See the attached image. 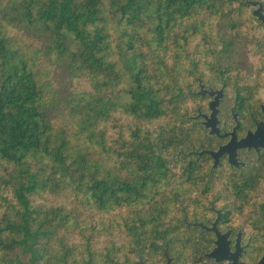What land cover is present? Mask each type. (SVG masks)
Listing matches in <instances>:
<instances>
[{
	"label": "trees",
	"instance_id": "obj_1",
	"mask_svg": "<svg viewBox=\"0 0 264 264\" xmlns=\"http://www.w3.org/2000/svg\"><path fill=\"white\" fill-rule=\"evenodd\" d=\"M249 7L0 0V264H120L161 208L198 205L171 156L198 149L196 75L249 55Z\"/></svg>",
	"mask_w": 264,
	"mask_h": 264
},
{
	"label": "flooded vegetation",
	"instance_id": "obj_2",
	"mask_svg": "<svg viewBox=\"0 0 264 264\" xmlns=\"http://www.w3.org/2000/svg\"><path fill=\"white\" fill-rule=\"evenodd\" d=\"M245 1L256 23L253 47L237 62L210 65L206 82L196 75L204 104L188 120L198 149L171 156L190 155L187 179L207 190L187 193L197 198L192 208H161L167 221L134 233L142 239L120 264H264V0Z\"/></svg>",
	"mask_w": 264,
	"mask_h": 264
},
{
	"label": "water",
	"instance_id": "obj_3",
	"mask_svg": "<svg viewBox=\"0 0 264 264\" xmlns=\"http://www.w3.org/2000/svg\"><path fill=\"white\" fill-rule=\"evenodd\" d=\"M258 11H259V9L258 10H256V11H254L256 14H258ZM258 15H260V14H258ZM262 19L264 20V16H262ZM198 78V77H197ZM198 83H199V89H198V91H196V94H198V95H203L204 94V86H203V84H202V82H201V80L198 78ZM218 98L217 97H215L214 98V100H212L211 102H210V106H211V109H212V115H214L215 113H216V111H217V109H216V105H217V103H218ZM199 116H201V113H200V110H198V114L196 115V116H194V117H199ZM201 123H203L204 124V122H201ZM207 125V124H206Z\"/></svg>",
	"mask_w": 264,
	"mask_h": 264
}]
</instances>
